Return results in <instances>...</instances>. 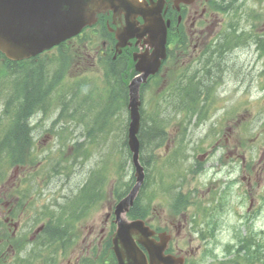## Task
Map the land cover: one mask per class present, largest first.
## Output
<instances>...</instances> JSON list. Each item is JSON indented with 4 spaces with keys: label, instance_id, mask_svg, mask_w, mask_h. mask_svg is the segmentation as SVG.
I'll return each instance as SVG.
<instances>
[{
    "label": "rangeland",
    "instance_id": "1",
    "mask_svg": "<svg viewBox=\"0 0 264 264\" xmlns=\"http://www.w3.org/2000/svg\"><path fill=\"white\" fill-rule=\"evenodd\" d=\"M251 5L253 6L255 4L251 2ZM256 9L260 10V7L258 6ZM245 30L247 32L251 30L263 31L260 24L247 26ZM63 69L66 76L72 70L71 75L82 72V69H79L77 66L72 70ZM87 74L88 76H85L86 80L89 76L98 79H93L95 86L89 87L86 92V94L89 93L88 98H85V106L89 114V119L86 120H88L89 124L86 125L85 120L81 123L78 120L76 121V116L79 117L82 111L78 112L75 115V120L70 123L68 115L66 118L60 116L61 105H58L55 110L49 109L47 112H40L38 121H40L41 118L42 120L34 132L37 138L36 143L38 144L40 140L37 145L39 159L37 163L42 165L46 163V167L49 164L48 168H46L45 172L42 174L40 173L38 175L34 172L33 174L24 176L21 168L18 170L13 167L9 169L6 179L9 177L11 179L8 184V189L11 192L15 187L22 192L26 191V189L35 192L38 198L36 208H40L43 204H49L50 208L53 209L52 205L60 203L63 199V201L71 199L69 202L75 205L79 201V197L77 196L79 188H81L84 183L90 184L88 188L92 187L91 185L95 183L96 173L103 164V160L108 161V156L111 155L109 159H115L110 163L111 170L108 171L106 167L103 171V175L107 177V181L103 184V188H106V194L102 202L96 208H92L94 210L93 212L89 209L88 213L90 216L85 219L83 218L84 222H82L81 225L79 224L80 228L82 227L81 231H83V234L87 232L92 238L93 245L98 248V240L102 234L101 229L105 227L104 221L108 213V205L112 200H115L116 189L121 184L127 187V184L131 181L133 165L127 149L122 144L124 136L123 130L126 123L125 110H119V115L118 113L117 115H109L110 126L112 127L109 126L108 128L113 130L111 132L113 138L109 136L106 140H98L93 143V149L89 151L86 158H82V160L75 163L72 161L69 162L68 159H72L76 151L67 147H64V151H62L63 143L66 142V144L68 143V147H71L74 141L82 135V130L88 132L87 129L91 128L93 124L95 126L99 125L106 112L109 111V106L110 109H112V107L116 108L120 105V103L115 101V92L103 89V82L99 79L101 77L99 72H96L93 67L89 66ZM201 80L204 79L202 78ZM216 81L218 82L213 88L212 95H215L217 101L213 109L217 108L216 104L221 103V105L218 106V109H212L213 111H210V115L198 123L194 121L191 122L190 120L188 128L184 131L185 141L182 142L187 144L185 150H187L189 154V151L201 149V143H199V141H206L205 143L213 141L214 144L218 145V143L215 142V139H218L217 134L219 132L221 134L226 133L227 129L230 128V134L232 136L229 143L235 150L241 151L240 155L244 156V159L250 162V166L252 169L254 168V171H257V173L254 172L255 180H253L252 186L256 192H260L259 197L261 200L257 202L255 198L251 197L249 206L253 199L255 202L253 206L262 208L257 219L255 231H264V174H262L261 171L264 167V51H259L257 45L251 39L248 40L247 38L246 41L239 42L236 47H232L220 58L217 74L213 79L207 82L211 84L210 82ZM87 83L90 84L89 79ZM63 86L64 84L61 87ZM198 86H201V84H198ZM65 90L67 93L68 84ZM6 94L7 91L0 88V114L1 110L4 108L5 100L3 97ZM38 95L39 93H36L35 98ZM150 99L151 95H147L146 100L149 101ZM42 101L43 100H40L39 104ZM145 111L146 113L150 111L147 106ZM147 120L150 122V117H148ZM68 123V131L60 130V132H58L61 126ZM44 128H46V130H44ZM1 130H3V128ZM167 131L169 139L172 140L183 132L178 119L175 117L172 119L167 127ZM144 133L146 148H143V153L147 159L151 158L150 161H152L151 155L153 150L150 151L147 149L152 141L151 133L146 132L145 128ZM211 137L214 139H210ZM225 138L224 136L222 143H224ZM170 146H174L172 142L158 148L155 154L161 155L165 148ZM173 149L174 148H171V150ZM116 150H118L117 154ZM61 152H63L62 157L60 156ZM41 160L44 163H42ZM234 160L242 161V158L235 157ZM165 163V160L158 162L157 170H160L161 166ZM42 165H36L34 169H39L43 167ZM63 165L70 166L62 169L61 167ZM237 165H242V163ZM162 171H164V169H162ZM22 178H25L26 181L20 183ZM237 188L240 193H242V190L246 191L248 189L246 182L243 181H241ZM254 190L253 194L255 195ZM4 191L5 190H2L0 193L2 194ZM146 195L147 192H144L142 197ZM42 201L44 203H42ZM246 207L247 205L245 208ZM28 213L32 216L31 218L35 216L31 214L30 211H28ZM95 220H100V223L96 227L93 224ZM230 222L233 224L234 219ZM108 228L109 225H107V230ZM231 234L232 232L230 231L229 235ZM255 235L259 237L258 234ZM223 238L227 241L232 239V237L228 236H224ZM84 239L82 240L84 241ZM262 239L264 241V235ZM87 243L88 239L86 244ZM77 255L79 254L75 253V258L72 259L73 262L76 261ZM219 256L225 257L226 255L224 253H219ZM207 260L210 259L207 258Z\"/></svg>",
    "mask_w": 264,
    "mask_h": 264
},
{
    "label": "flooded vegetation",
    "instance_id": "2",
    "mask_svg": "<svg viewBox=\"0 0 264 264\" xmlns=\"http://www.w3.org/2000/svg\"><path fill=\"white\" fill-rule=\"evenodd\" d=\"M251 2L255 5L259 4V0H181L179 4L175 0H168L165 17L170 19V32L179 34V42L177 45L169 42L167 45L168 56L165 62L171 66V61L178 57L175 66L189 69L206 57L207 60H211V67L201 65L199 72L208 73L212 71L216 66L212 59H217L219 56L210 54V48L217 49L219 43L226 42L225 38H220L225 28L237 27L239 29L243 28L245 23H250ZM98 28L102 35L101 45L99 48L94 47L93 55L89 53L87 56L98 55L99 60L104 65L110 64L112 67H119L122 77H128L130 74L134 76L137 72L135 66L133 69L131 68L128 53L133 46L137 48L131 52L144 48L143 45L141 46L142 42L136 44V39L131 40V45L124 49L120 57H116L115 53H112L116 39L111 13L107 12L101 15ZM230 44L235 45L234 39H230ZM175 47H178L183 53L178 56L173 55L172 50ZM189 51L190 53L185 54ZM78 56V62L86 61V56ZM181 56L182 58H180ZM145 86L146 84L144 88ZM73 110L72 107V113ZM236 152L238 151L227 149L219 155L217 150H210L207 157L209 159L206 158L204 162L198 159V155L194 154L189 157L193 165L176 168L170 182L161 194L165 207L154 208L148 219L151 228L156 233H163L169 238L166 252L183 254L190 264L191 261L188 258L191 260V257L197 256L198 252H204L203 246L206 241H202L200 238L210 236L211 233L225 236L231 231L228 225L230 218L240 222L238 228L247 225L246 221L249 217L244 218L243 211L245 200H250L251 197L257 198L260 194L252 186L253 180H255L254 172L257 173V171H254L250 163L243 159L239 174L236 176L234 161L230 160ZM212 157L217 159V165H213ZM261 171L264 174V167ZM238 179L246 182L248 189L242 190V195L235 202L234 185ZM7 196V191L0 194V205L8 208L6 213L0 214V264H27L26 236L24 235L26 231L23 228V220H18L17 216H12L11 208L6 201ZM253 201L252 199L251 205L248 204L249 207L247 206L248 213L255 209ZM256 201H259L258 198ZM110 213H108L105 221V227L101 229L102 234L98 240L99 250L105 247V240L109 232L107 224L113 222V216ZM99 223L100 220L93 222L95 227ZM21 230L24 231L21 232ZM18 234H21L18 240L12 241L10 236L15 237ZM87 239V248H93L95 245H93L92 238L88 234L83 242L86 243ZM16 242L20 244L18 246L20 250L18 258L16 256ZM181 243L184 246H181ZM58 246L57 256L48 260H46L45 253L37 252L35 264H79V258L75 263L72 261L75 253V242L71 243L70 238L67 237L65 242L60 241L55 244V247ZM85 248L83 247V249Z\"/></svg>",
    "mask_w": 264,
    "mask_h": 264
},
{
    "label": "water",
    "instance_id": "3",
    "mask_svg": "<svg viewBox=\"0 0 264 264\" xmlns=\"http://www.w3.org/2000/svg\"><path fill=\"white\" fill-rule=\"evenodd\" d=\"M165 0H0V49L14 59L27 57L57 44L91 23L98 11L114 9L116 14L126 13L128 25L124 28L127 40L135 34H148L157 38L164 48L166 24L162 17ZM145 19L137 25V16ZM133 29L132 32L126 31ZM122 40V37H121ZM124 45L125 41L119 43ZM139 83L133 80L130 88L131 122L129 144L137 168V183L127 197L117 205L118 228L114 235V249L120 264H148L146 255L137 246L143 242L150 252L156 249L148 244V233L142 220L128 221L125 213L133 204L137 191L144 181V168L139 161L140 142L137 136L140 127ZM137 231H142L137 235ZM151 264H161L150 259ZM164 263V262H163Z\"/></svg>",
    "mask_w": 264,
    "mask_h": 264
},
{
    "label": "trees",
    "instance_id": "4",
    "mask_svg": "<svg viewBox=\"0 0 264 264\" xmlns=\"http://www.w3.org/2000/svg\"><path fill=\"white\" fill-rule=\"evenodd\" d=\"M18 69L17 65L12 67ZM4 70V68H2ZM35 86L34 84L31 88ZM35 89V88H34ZM30 89V102L31 111L27 115L22 117V110L20 107V99H22L21 93L11 95L10 98L5 101L3 112L5 116L11 117L12 121L10 127L7 128L3 141L1 142L0 149L3 147L6 150H10L11 164H18L24 161V156L30 151L32 145V138L30 136V128L26 123L27 117L35 111L39 104V98L35 94L39 91ZM146 132H150L152 136H157L161 133L160 128L144 127ZM155 132V133H154ZM143 134V129H142ZM141 134V135H142ZM27 156V155H26ZM28 157H26L27 159ZM259 241V242H258ZM242 246L245 248V252L242 255H237L234 264H255L257 261L262 260L264 253V244L261 239H249L242 240ZM255 243V245H253Z\"/></svg>",
    "mask_w": 264,
    "mask_h": 264
}]
</instances>
